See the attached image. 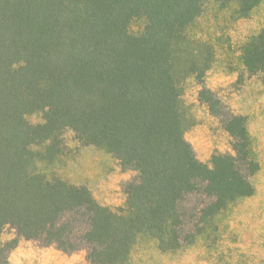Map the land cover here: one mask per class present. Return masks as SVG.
<instances>
[{
  "label": "trees",
  "instance_id": "1",
  "mask_svg": "<svg viewBox=\"0 0 264 264\" xmlns=\"http://www.w3.org/2000/svg\"><path fill=\"white\" fill-rule=\"evenodd\" d=\"M263 2L0 0V236L11 234L0 264L21 239L83 251L91 264H137L140 244L160 254L200 244L209 264H264L222 251L260 162L247 116L207 82L217 51L231 49L229 29ZM203 18L214 26L196 31ZM236 49L234 83L264 72V28ZM195 105L229 137L206 162L185 137ZM65 130L132 172L121 205L59 173Z\"/></svg>",
  "mask_w": 264,
  "mask_h": 264
},
{
  "label": "rangeland",
  "instance_id": "2",
  "mask_svg": "<svg viewBox=\"0 0 264 264\" xmlns=\"http://www.w3.org/2000/svg\"><path fill=\"white\" fill-rule=\"evenodd\" d=\"M207 25L214 26L208 18H203L196 23L195 30L200 31L201 27ZM139 26L140 23L134 22L131 29L136 31ZM261 28H264V2L249 18L234 22L229 29L232 35L231 49L225 44L224 50H218V60L207 73L209 86L219 90L237 111L247 116L253 147L260 162V170L254 177L258 188L256 195L237 207L238 215L234 221L236 240L226 238L222 242V251L225 252V248L230 247L234 254L232 256L236 257V247L244 249L246 255H264V72L251 78L245 76L242 84L234 83L237 76L234 66L237 44L247 34ZM194 98V91L187 89L185 99L193 102ZM193 114L195 123L185 132V137L193 145L200 160L208 161L214 150L229 149L227 133L204 107L195 105ZM29 119L37 122L39 115L32 114ZM59 159V173L72 183L87 186L98 202L108 206L123 203L124 193L121 185L132 172L122 170L110 154L94 146H80L74 134L65 130L63 154ZM10 235V232L5 230L0 240L7 239ZM205 255L206 251L200 244L172 254H160L152 246L140 244L133 258L137 264H209L204 259ZM244 258L246 256L240 259L241 262ZM8 261L9 264H91L85 259L83 251L65 254L53 246H39L25 239H21L10 250Z\"/></svg>",
  "mask_w": 264,
  "mask_h": 264
}]
</instances>
